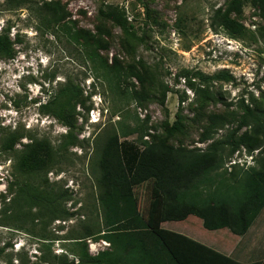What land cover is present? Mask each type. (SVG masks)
Masks as SVG:
<instances>
[{
	"label": "rangeland",
	"instance_id": "obj_1",
	"mask_svg": "<svg viewBox=\"0 0 264 264\" xmlns=\"http://www.w3.org/2000/svg\"><path fill=\"white\" fill-rule=\"evenodd\" d=\"M231 1L0 0V35L8 36L13 49L12 58H0V264H63L64 257L77 264L78 244L92 256L111 249L108 242L94 237L77 243L89 229L105 230L94 161L106 139L115 137L119 144L142 148V142L161 133V123L172 124L178 113L185 127L168 143L205 150L235 128L243 105L261 107L264 19L254 7L257 0H237L241 13L231 14L242 24V36L210 28L213 12H223ZM107 6L115 7L134 26L139 40L126 38L100 15ZM52 8L62 21H50ZM195 73L214 79L201 83ZM67 87L81 91L83 105L78 103L74 112L79 144L61 152L68 129L42 107L61 102L68 96L62 93ZM214 115L223 118V126L219 127L222 122L210 126ZM207 130L211 139L203 141ZM238 133L249 134V129ZM8 139L15 142L11 150L3 147ZM32 141L41 142L52 163L45 166L46 174L26 177L19 170V155ZM263 147L250 153L241 147L225 157L205 189L235 184L233 170L259 168ZM26 183L60 194L59 208L70 217L50 220L38 207L25 205L16 193ZM154 183L150 179L132 188L140 215L151 203L155 215L160 210ZM157 226L194 237L220 253L229 248L234 254L264 252V208L242 237L226 229L207 231L194 216Z\"/></svg>",
	"mask_w": 264,
	"mask_h": 264
},
{
	"label": "trees",
	"instance_id": "obj_2",
	"mask_svg": "<svg viewBox=\"0 0 264 264\" xmlns=\"http://www.w3.org/2000/svg\"><path fill=\"white\" fill-rule=\"evenodd\" d=\"M254 7L264 19V0L254 1ZM144 8L149 17L148 8ZM48 11L51 22L62 21L61 15L54 8ZM240 13V3L232 0L223 12L221 9L213 12L210 28H222L229 35L240 37L243 26L231 18V14ZM100 15L118 26L126 38L139 40L134 26L115 7H105L100 10ZM80 36L86 38L83 34ZM122 46L125 47V44ZM12 56V42L6 34L0 35V58ZM135 75L141 81V76L137 73ZM194 77H198L201 83L214 79L201 73H195ZM199 89V92L207 95L205 90ZM66 90L62 93L68 96L61 102L51 101L42 107L46 114L68 129L63 136L61 152L79 144L74 112L78 103L83 105L79 99L80 90H70L68 87ZM167 92L169 90L165 91ZM165 93L161 95V104L164 103ZM153 99H156L155 95ZM261 100V107L243 105L235 128L223 141H213L205 150L168 143L171 137L184 130L185 120L178 113L172 124L167 121L161 123V133L151 135L150 142H142V148L135 144H119L115 137L106 139L99 155H96L97 161H94V169L99 170L97 180L101 188L100 204L105 230L94 232L89 229L87 234L77 238V243H82L80 240L87 237H94L108 242L111 249L92 256L88 254L84 244H78V248L74 250L77 264H241L185 235L158 228L157 225L182 222L188 216H194L201 220L203 228L208 231L226 229L237 237L247 232L264 208V147L261 149L263 158L260 159L259 168L232 171L230 176L235 184H216L211 191H207L205 185L211 182V174L222 169L225 157H231L241 147H246L250 153L264 144V91L261 92ZM209 120L210 126H216L223 118L214 115ZM223 123L225 122L219 127ZM242 128H248L249 134L240 135L238 132ZM211 136L208 130L204 131L202 140H210ZM14 143L13 139H8L3 147L11 150ZM47 156L51 157V154L44 150L41 142L32 141L19 155V170L26 177H34L42 172L46 174L45 166L52 163ZM150 179L155 182L154 189L158 201H161L160 210L155 215L151 210V203L149 208L144 205L145 212L140 215L132 188ZM43 183L47 181L44 180ZM18 191L16 194L22 197L25 205L29 208L38 207L39 211L48 214L50 220L68 218L71 215L59 208L60 194L43 192L39 185L30 183L22 185ZM63 264L74 262H68L64 257ZM250 264H264V261Z\"/></svg>",
	"mask_w": 264,
	"mask_h": 264
},
{
	"label": "crops",
	"instance_id": "obj_3",
	"mask_svg": "<svg viewBox=\"0 0 264 264\" xmlns=\"http://www.w3.org/2000/svg\"><path fill=\"white\" fill-rule=\"evenodd\" d=\"M254 223V222H253ZM252 223V224H253ZM252 226V225H251ZM250 226V227H251ZM249 227V228H250ZM248 228V229H249ZM208 231V230H207ZM248 231V230H247ZM247 233V232H246ZM245 233V234H246ZM244 234V235H245ZM243 235V236H244ZM242 237V236H241ZM189 238V237H188ZM194 238V237H193ZM192 238V240H194V241H196L197 239H193ZM191 239V238H190ZM197 242H198V240H197ZM199 243H201V244H203L202 242H199ZM204 245V244H203ZM206 246V245H205ZM207 247H209V248H211V249H213L212 248V246L211 245H209V246H207ZM214 250V249H213ZM215 251H217V250H215ZM229 251V252H228ZM227 252H224V253H220L219 251H217V252H219L220 254H223V255H225L226 257H228V258H230V259H232V260H235V259H233L232 257H235L236 259H238V261L237 260H235V261H237V262H239V263H241V264H250V263H254V262H260V261H264V252H261L260 250L259 251H256V253L255 252H249V253H247V254H244V252H241L240 254H234V251L233 250H231L230 248H229V250H228ZM253 251V250H252ZM254 253H255V255H254ZM253 256H255V257H257L258 259H259V261H251V260H254L255 258H253ZM245 257H247V262L246 261H244V258ZM240 258H241V261H240ZM262 258V259H261Z\"/></svg>",
	"mask_w": 264,
	"mask_h": 264
},
{
	"label": "built area",
	"instance_id": "obj_4",
	"mask_svg": "<svg viewBox=\"0 0 264 264\" xmlns=\"http://www.w3.org/2000/svg\"><path fill=\"white\" fill-rule=\"evenodd\" d=\"M93 246V244H89V247Z\"/></svg>",
	"mask_w": 264,
	"mask_h": 264
}]
</instances>
